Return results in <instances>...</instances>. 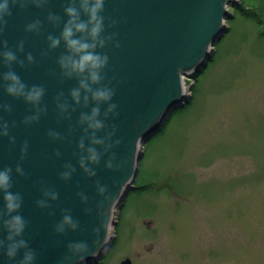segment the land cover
<instances>
[{
	"label": "water",
	"instance_id": "obj_1",
	"mask_svg": "<svg viewBox=\"0 0 264 264\" xmlns=\"http://www.w3.org/2000/svg\"><path fill=\"white\" fill-rule=\"evenodd\" d=\"M237 1L105 0V35L115 33V36L101 50L109 57L103 83L115 90L113 101L117 109L113 112L118 115L109 112L103 116L107 105H101L105 126L97 136L105 137V144L96 146L102 156L99 163L91 164L95 173L91 176L79 164L83 153L77 142L82 135L85 145L90 140L77 121L80 113L89 111L92 104L84 106L81 102L74 111L69 109L70 117L59 115L57 103L65 99L73 103L69 90L76 86L77 80L63 77L56 63L65 51L63 41L57 48L48 49L47 36L58 35L63 21L54 24L47 15L52 12L66 19L63 10L66 0H49L43 8L31 4L12 8L0 39H6L13 50L24 40V51L17 56L25 59L31 52L34 61L28 64L25 60L24 66L14 63L12 67L29 85L45 86L42 104L47 111L38 121L25 126L21 121L29 114L30 106L0 88V103L11 105V111H0V116L9 123L16 121V127L10 129V135L16 137L15 144L0 137V167L6 164L14 167L20 158V145L28 141L27 154L21 161L26 175L13 174V190L23 196L21 212L28 221L24 238L36 250V264H58L66 252V244L72 240H86L90 248H95L82 264H92L109 250L116 211L134 187L143 143L162 128L174 109L185 103L191 85L185 87L184 78L206 65L214 44L226 30L228 6ZM36 18L42 21L39 33L26 32L25 25ZM6 70L0 66V72ZM48 129L60 132L62 138H49ZM66 164H71L75 171L63 180L59 173L66 170ZM101 186L105 189L103 193L99 191ZM43 188L59 193L48 208L36 205ZM65 209L79 221V227L58 235L53 225ZM98 239L102 242L94 245L93 241ZM0 264L9 262L0 255ZM120 264H131V260L124 258Z\"/></svg>",
	"mask_w": 264,
	"mask_h": 264
},
{
	"label": "rangeland",
	"instance_id": "obj_2",
	"mask_svg": "<svg viewBox=\"0 0 264 264\" xmlns=\"http://www.w3.org/2000/svg\"><path fill=\"white\" fill-rule=\"evenodd\" d=\"M185 103L143 143L92 264H264V0L228 6Z\"/></svg>",
	"mask_w": 264,
	"mask_h": 264
},
{
	"label": "clouds",
	"instance_id": "obj_3",
	"mask_svg": "<svg viewBox=\"0 0 264 264\" xmlns=\"http://www.w3.org/2000/svg\"><path fill=\"white\" fill-rule=\"evenodd\" d=\"M48 3L49 0H0V35L4 33L8 23L7 18L12 15L13 7L24 8L31 4L36 8H43ZM104 6L105 0H66L63 9L66 19L52 12L47 15L48 21L54 24L63 21L58 35L50 33L47 36L48 49L57 48L63 41L65 51L57 57L56 63L63 77H75L77 80L76 86L69 90V96L73 103L69 104L67 99L57 103L59 115L70 117V108L74 111L75 106L81 102L84 106L92 104L89 111L80 113L77 121L78 124L84 126L82 131L90 140L85 145V136L82 135L77 142V147L83 153L79 158V164L90 176L95 174L91 164L99 163L102 156L96 146L105 144V137L97 136V132L105 126V120L101 115V105H107L103 116H107L109 112L117 109V104L113 101L114 88L103 83L104 69L108 64L109 57L101 50L115 36V33L105 35ZM41 23V19H33L25 25V31L38 34ZM112 23L114 24L115 21ZM23 51L24 40H20L13 50L8 46L6 39H0V66L7 69L0 72V88H3L8 96L22 99L25 104L30 106L29 114L25 115L21 121L25 126H29L38 121L41 115L47 111L46 106L42 104L46 88L43 84L29 85L12 67L14 63L24 66L25 60L28 64L33 63L34 57L31 52L26 54L25 59L18 58L17 53ZM59 96H63V93H60ZM0 111L10 112L11 105L0 103ZM113 114L118 115L117 112H113ZM14 127H16V121L13 120L9 123L3 116H0V137H7L10 144H15L16 141V137L10 135V129ZM47 136L53 140L62 138L61 133L54 129H48ZM27 151L28 141L25 140L20 145V158L15 166L6 164L0 167V233L3 234L0 235V255L9 264H36L37 259L36 250L24 238L28 221L21 212L23 196L13 190V174L15 173L16 176L26 175L21 161L25 158ZM59 154L57 151L56 155L59 156ZM110 164L111 162H109V166ZM65 169L59 173L63 180H67L75 171L71 164H66ZM99 191L103 193L104 187L101 186ZM58 196L57 191L43 188L41 198L36 200V205L40 208H48L51 201L56 200ZM62 211L63 215L53 225V231L58 235L65 233L68 229L76 230L79 227V221L74 219L70 211L67 209ZM107 227L106 225L105 232ZM98 242H102V240L93 241V244ZM94 251L95 248H90L86 240L69 241L66 244V252L58 264H82Z\"/></svg>",
	"mask_w": 264,
	"mask_h": 264
},
{
	"label": "flooded vegetation",
	"instance_id": "obj_4",
	"mask_svg": "<svg viewBox=\"0 0 264 264\" xmlns=\"http://www.w3.org/2000/svg\"><path fill=\"white\" fill-rule=\"evenodd\" d=\"M123 258H121L120 260H119V263H120V261L122 260ZM131 262H132V264H133V261L131 260Z\"/></svg>",
	"mask_w": 264,
	"mask_h": 264
},
{
	"label": "bare ground",
	"instance_id": "obj_5",
	"mask_svg": "<svg viewBox=\"0 0 264 264\" xmlns=\"http://www.w3.org/2000/svg\"><path fill=\"white\" fill-rule=\"evenodd\" d=\"M191 76H192V75H191ZM111 231H112V230H111ZM111 231H110V232H111ZM111 234H112V233H111ZM124 258H128V257H124ZM118 264H119V261H118Z\"/></svg>",
	"mask_w": 264,
	"mask_h": 264
},
{
	"label": "trees",
	"instance_id": "obj_6",
	"mask_svg": "<svg viewBox=\"0 0 264 264\" xmlns=\"http://www.w3.org/2000/svg\"><path fill=\"white\" fill-rule=\"evenodd\" d=\"M175 110V109H174Z\"/></svg>",
	"mask_w": 264,
	"mask_h": 264
}]
</instances>
